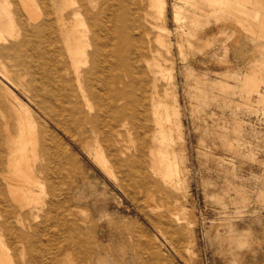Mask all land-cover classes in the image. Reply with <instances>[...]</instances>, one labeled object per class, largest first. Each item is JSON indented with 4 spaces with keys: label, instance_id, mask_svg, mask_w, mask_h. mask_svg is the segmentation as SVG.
Instances as JSON below:
<instances>
[{
    "label": "rangeland",
    "instance_id": "1",
    "mask_svg": "<svg viewBox=\"0 0 264 264\" xmlns=\"http://www.w3.org/2000/svg\"><path fill=\"white\" fill-rule=\"evenodd\" d=\"M165 1V19L155 22L166 28L168 40L164 48L152 46L161 66L173 71L167 92L175 94L177 115L171 137L159 136L147 146L143 178L127 175L117 154L104 146L103 135L113 137V130L87 132L86 116L78 115V122H66L64 132L41 114V123L60 136L59 146L51 147L54 162L69 159L54 179L53 200L66 226L85 236L72 264H138L134 237L123 230L137 227L148 234L149 253L158 259L149 264H264V0ZM65 2L63 14L70 12ZM5 12L0 0V13ZM6 16L0 24V66L10 70L4 51L16 49L18 38L13 37V18ZM11 78L20 85L9 84L0 73V101L6 104L7 91L25 99L26 79ZM2 125L0 149L6 148L9 134ZM139 132L149 136L147 129ZM95 145L107 156L115 179L96 164ZM151 150L174 157L183 169L179 185L175 178L166 182L151 172ZM128 163L137 160L133 156ZM162 169L158 166V172ZM171 214L181 221L174 223ZM159 220L165 236L155 227ZM60 228L49 230L58 232L52 240L56 251L66 236L59 235Z\"/></svg>",
    "mask_w": 264,
    "mask_h": 264
},
{
    "label": "bare ground",
    "instance_id": "2",
    "mask_svg": "<svg viewBox=\"0 0 264 264\" xmlns=\"http://www.w3.org/2000/svg\"><path fill=\"white\" fill-rule=\"evenodd\" d=\"M17 1L3 0L8 12L0 13V24L7 14L13 18V37L18 38L16 49L4 51L12 70L0 66V73L13 85L20 81L11 74L26 79L24 100L7 91L9 103L0 101V123L9 131L6 148L0 149V264H72L81 254L78 249L85 246V236L66 226L65 215L53 200L54 179L67 169L69 159L54 162L57 155L51 147L59 146L60 136L41 123V114L64 132L66 122H78V115L86 116L87 132L113 130V137L103 131L104 146L117 154V164L127 167V175L143 178L147 146L159 136L171 137L177 115L175 94L167 92L173 71L161 66L152 46L164 48L168 40L166 28L155 22L165 19L167 5L165 0H67L70 12L63 14L65 0L58 8L55 0ZM145 129L148 137L139 132ZM134 142L135 150L130 149ZM93 149L96 164L115 179L104 151L99 145ZM149 155L154 175H162L166 182L175 178L180 184L183 169L174 157L152 150ZM133 156L137 164L130 166L128 159ZM158 166H163L162 173ZM169 217L174 223L181 221L177 214ZM159 224L155 227L165 236ZM55 225L62 228L59 235L66 233L57 251L52 240L58 232L50 233ZM143 229L123 230L134 237L131 244L137 260L149 264L158 259L149 253L151 240ZM164 240L176 249L171 239Z\"/></svg>",
    "mask_w": 264,
    "mask_h": 264
}]
</instances>
